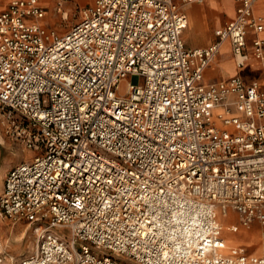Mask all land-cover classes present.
Wrapping results in <instances>:
<instances>
[{
    "label": "built area",
    "instance_id": "built-area-1",
    "mask_svg": "<svg viewBox=\"0 0 264 264\" xmlns=\"http://www.w3.org/2000/svg\"><path fill=\"white\" fill-rule=\"evenodd\" d=\"M204 1L94 0L64 33L41 0L0 10L4 123L33 154L4 176L0 212L37 235L18 263L0 241V264H264V90L204 82L225 40L239 65L264 62V37L248 41L264 23L237 0L217 41L188 48L182 5ZM232 210L230 230L261 226L260 254L224 250Z\"/></svg>",
    "mask_w": 264,
    "mask_h": 264
},
{
    "label": "crops",
    "instance_id": "crops-1",
    "mask_svg": "<svg viewBox=\"0 0 264 264\" xmlns=\"http://www.w3.org/2000/svg\"><path fill=\"white\" fill-rule=\"evenodd\" d=\"M9 0H4L0 10L4 9ZM42 3H50L55 0H41ZM180 1V0H177ZM182 8L188 16V25L183 32V38L188 48L206 47L219 39L216 34V30L221 26H224L229 21L234 19L237 15L238 1L237 0H205L203 3L190 2L182 5ZM256 15L261 16L264 23V0H257L254 7ZM43 19H40V23L44 24ZM264 37V29L258 33L254 29L250 28L248 31V41L251 42L255 37ZM239 75L248 82L257 81L264 90V62L255 58L253 55L249 58L244 65H239L232 53L231 41L225 40L222 45L221 52L212 60V62L205 68L204 82H220L228 80L233 76ZM221 109L216 108L215 113ZM22 162L18 156L14 160V165ZM237 217V220H236ZM224 218V217H222ZM228 226L226 232L223 231V235L226 238V243L232 244L230 247H226L225 251L229 253L232 247L243 246L249 253L260 254L262 251L261 246V226L255 223L252 227L246 228L240 226L238 231L230 230L231 224H239L237 214L232 210L230 216L224 218ZM231 231V232H230ZM241 233V236L235 233ZM259 231L260 241L255 248L252 249L256 232ZM246 243H252L248 245Z\"/></svg>",
    "mask_w": 264,
    "mask_h": 264
},
{
    "label": "rangeland",
    "instance_id": "rangeland-1",
    "mask_svg": "<svg viewBox=\"0 0 264 264\" xmlns=\"http://www.w3.org/2000/svg\"><path fill=\"white\" fill-rule=\"evenodd\" d=\"M93 1L94 0H68L65 7V11H67L68 14L65 17L62 12H58L55 9V1H51L47 4L43 3L47 11L43 21L47 19L48 22H44V27L47 29H56L60 33L66 32L70 26L80 19L81 9L91 4ZM4 120V110L0 104V192L3 187V178L8 170L14 166V160L18 156L21 158V161L28 160L33 155L30 150L25 149L7 133ZM221 220L223 222L224 232H226L228 224L224 218H221ZM255 232L256 237L253 240L254 245L252 244V249L255 248L260 241L259 231ZM241 233L240 231L235 234L241 236ZM36 238L37 235L34 224H30L25 220L15 222L0 212V241L12 262L18 263L25 257L31 255L35 249ZM246 244L251 245L250 243ZM231 245L236 244L230 242L226 243L227 248ZM121 259L126 264H138L128 257H121Z\"/></svg>",
    "mask_w": 264,
    "mask_h": 264
},
{
    "label": "bare ground",
    "instance_id": "bare-ground-1",
    "mask_svg": "<svg viewBox=\"0 0 264 264\" xmlns=\"http://www.w3.org/2000/svg\"><path fill=\"white\" fill-rule=\"evenodd\" d=\"M67 14H68V12L66 11V13L63 16L65 17ZM250 244H252V243H250Z\"/></svg>",
    "mask_w": 264,
    "mask_h": 264
}]
</instances>
